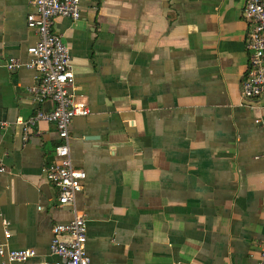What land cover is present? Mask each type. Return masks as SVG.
Here are the masks:
<instances>
[{
  "label": "crops",
  "instance_id": "1",
  "mask_svg": "<svg viewBox=\"0 0 264 264\" xmlns=\"http://www.w3.org/2000/svg\"><path fill=\"white\" fill-rule=\"evenodd\" d=\"M245 0H80L55 17L74 93L90 110L70 125L85 171L76 207L89 264H257L264 244V96L242 99ZM31 0H0V240L50 253L52 226L72 218L44 166L61 142L38 109L28 62L38 40ZM260 118V122L255 120ZM24 132L27 140H23ZM14 264H27L16 262Z\"/></svg>",
  "mask_w": 264,
  "mask_h": 264
},
{
  "label": "built area",
  "instance_id": "2",
  "mask_svg": "<svg viewBox=\"0 0 264 264\" xmlns=\"http://www.w3.org/2000/svg\"><path fill=\"white\" fill-rule=\"evenodd\" d=\"M31 4L35 12L27 15V26L38 34L37 42L27 49L31 60L23 63L10 58L5 66L10 71L21 67L34 69L37 72V83L30 86L28 91L36 103L52 104L48 111L36 110L24 123L26 129L41 120L55 125L61 142L55 147V159L44 166L43 173L47 182L58 190V204L69 205L72 212L68 222L52 226L50 253L58 259L44 260L40 264H89L90 258L85 246L86 218L76 207V195L82 189L81 182L86 173L72 163L69 132L72 119L87 115L90 110L87 103L74 93V73L69 49L53 30L55 17L71 20L80 18V0H31ZM242 16L248 24L245 38L248 64L241 80L240 96L242 99H251L264 96V0H245ZM260 110L264 115V106ZM255 122H260V118ZM27 137L24 132L23 140L26 141ZM3 226L0 264H33L35 250L11 248L6 221H3ZM257 264H264V244L259 247Z\"/></svg>",
  "mask_w": 264,
  "mask_h": 264
}]
</instances>
